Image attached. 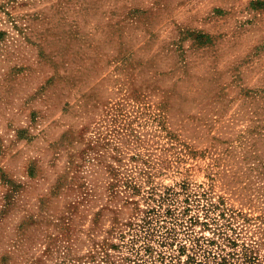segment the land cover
I'll list each match as a JSON object with an SVG mask.
<instances>
[{
	"label": "rangeland",
	"instance_id": "374dc122",
	"mask_svg": "<svg viewBox=\"0 0 264 264\" xmlns=\"http://www.w3.org/2000/svg\"><path fill=\"white\" fill-rule=\"evenodd\" d=\"M92 256L264 264V0H0V264Z\"/></svg>",
	"mask_w": 264,
	"mask_h": 264
},
{
	"label": "trees",
	"instance_id": "16d2710c",
	"mask_svg": "<svg viewBox=\"0 0 264 264\" xmlns=\"http://www.w3.org/2000/svg\"><path fill=\"white\" fill-rule=\"evenodd\" d=\"M163 200H165V198H163ZM151 214H154L153 212ZM153 216H151V218L149 220H147L148 222H151L153 220ZM75 264H97L96 263V259L94 258V256L91 257V259L89 260V258L85 257H81L77 262H75ZM136 264H140L139 262H136Z\"/></svg>",
	"mask_w": 264,
	"mask_h": 264
}]
</instances>
